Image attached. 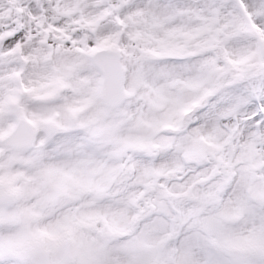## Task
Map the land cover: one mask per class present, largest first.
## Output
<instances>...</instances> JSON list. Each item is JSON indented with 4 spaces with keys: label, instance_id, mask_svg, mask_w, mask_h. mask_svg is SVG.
Masks as SVG:
<instances>
[{
    "label": "snow or ice",
    "instance_id": "6c2138e0",
    "mask_svg": "<svg viewBox=\"0 0 264 264\" xmlns=\"http://www.w3.org/2000/svg\"><path fill=\"white\" fill-rule=\"evenodd\" d=\"M0 264H264V0H0Z\"/></svg>",
    "mask_w": 264,
    "mask_h": 264
}]
</instances>
